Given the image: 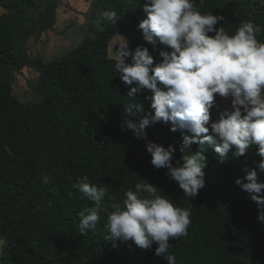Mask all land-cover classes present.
I'll use <instances>...</instances> for the list:
<instances>
[{"label":"trees","instance_id":"1","mask_svg":"<svg viewBox=\"0 0 264 264\" xmlns=\"http://www.w3.org/2000/svg\"><path fill=\"white\" fill-rule=\"evenodd\" d=\"M92 2L90 34L44 63L30 56L27 44L53 28L60 0H0L5 10L0 14V264H169L155 255V243L143 249L132 241L106 239V213H101L94 230L81 231L79 213L92 202L81 199L72 185L83 176L104 186L108 198L116 202L145 179L177 206L190 208L187 236L170 240L176 264H264L260 209L236 184L237 179L247 182V172L257 167L261 159L257 146L246 156L230 153L223 162L210 146L205 187L194 198L185 196L178 182L166 175L167 169L152 165L146 141L131 130H121L130 103L144 107L131 117L137 123L152 111L145 98L151 91L128 96L136 84L122 82L114 69L116 58L108 54L109 43L119 35L133 54L143 46L154 56V64L163 59L159 55L163 45L145 41L138 28L147 18L145 0ZM194 4L201 12L222 15L224 20L216 27H225L229 34L243 21L264 29V0ZM109 8L121 15L117 25L102 20L101 12ZM258 39L264 41V31ZM125 60L131 63L132 57ZM24 67L41 73L32 87L37 99L30 102L12 92L14 74ZM146 131L149 140L175 146L173 164L188 151H181L182 132L171 131L170 122L152 123ZM197 149V144L191 145L192 151ZM257 172L258 181L264 182V172L258 168Z\"/></svg>","mask_w":264,"mask_h":264},{"label":"clouds","instance_id":"2","mask_svg":"<svg viewBox=\"0 0 264 264\" xmlns=\"http://www.w3.org/2000/svg\"><path fill=\"white\" fill-rule=\"evenodd\" d=\"M144 11L147 18L138 28L145 41L154 47L163 45L159 52L163 59L154 64L147 47L137 46L133 54L126 39L119 44L114 69L126 85L135 82L128 96L151 91L145 98L150 100L152 110L137 123L131 117L144 112V107L130 103L126 108L129 118L122 121L121 130H131L136 138L144 139L152 165L167 169L166 175L178 182L190 199L205 187L210 146L220 162L230 153L246 156L252 146H257L261 157L257 167L247 172V182L237 179L236 184L257 203L258 220L264 222V182L257 179V168L264 172V41L258 39L264 29L243 21L234 34H229L225 27H216L224 20L222 15L201 12L194 0H145ZM101 17L117 25L121 15L109 8L101 12ZM128 56L131 63H126ZM217 94L230 99V108L213 120L211 110ZM160 121L170 122L173 132L180 130L181 151L188 149L175 164L174 145L165 147L148 139L146 128ZM194 143L198 145L196 151L191 150ZM72 187L81 199L92 202L79 213L82 232L94 230L101 213H106V239L132 241L143 249H151L155 243V255L176 264L175 255L169 251L170 240L187 236L190 208L177 206L145 179L136 183L134 190H127L122 202L109 199L107 189L90 183L87 176L80 177Z\"/></svg>","mask_w":264,"mask_h":264},{"label":"rangeland","instance_id":"3","mask_svg":"<svg viewBox=\"0 0 264 264\" xmlns=\"http://www.w3.org/2000/svg\"><path fill=\"white\" fill-rule=\"evenodd\" d=\"M92 0H60L57 7L56 22L52 29L42 33L39 37H31L28 41V52L32 58L41 59L47 63L68 52L79 41L90 34L88 28L90 18L95 13ZM5 10L0 6V14ZM124 38L115 35L108 47L110 57L116 58L119 44ZM41 78V73L33 67H24L14 74L12 92L22 102L37 99L32 89ZM230 108V99L217 97V103L212 109L217 119L221 111ZM2 241L0 240V247Z\"/></svg>","mask_w":264,"mask_h":264}]
</instances>
